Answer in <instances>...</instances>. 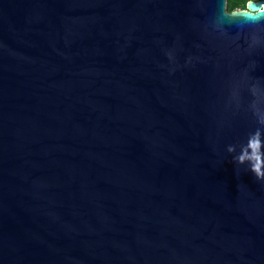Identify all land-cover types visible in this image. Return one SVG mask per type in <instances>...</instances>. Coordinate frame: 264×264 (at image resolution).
I'll return each mask as SVG.
<instances>
[{"label":"water","instance_id":"1","mask_svg":"<svg viewBox=\"0 0 264 264\" xmlns=\"http://www.w3.org/2000/svg\"><path fill=\"white\" fill-rule=\"evenodd\" d=\"M224 6L0 0V264H264V18Z\"/></svg>","mask_w":264,"mask_h":264},{"label":"clouds","instance_id":"2","mask_svg":"<svg viewBox=\"0 0 264 264\" xmlns=\"http://www.w3.org/2000/svg\"><path fill=\"white\" fill-rule=\"evenodd\" d=\"M235 3V6H233ZM224 11L230 16H239L246 22H257L264 18V2L259 0H225ZM190 60V59H189ZM229 151H232L230 148ZM239 163L249 161V171L257 180L264 181V141L259 132L249 138L238 158Z\"/></svg>","mask_w":264,"mask_h":264},{"label":"trees","instance_id":"3","mask_svg":"<svg viewBox=\"0 0 264 264\" xmlns=\"http://www.w3.org/2000/svg\"><path fill=\"white\" fill-rule=\"evenodd\" d=\"M233 6H235V3H234V5Z\"/></svg>","mask_w":264,"mask_h":264}]
</instances>
